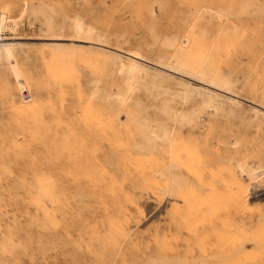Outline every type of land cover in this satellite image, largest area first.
<instances>
[{
  "label": "rangeland",
  "instance_id": "obj_1",
  "mask_svg": "<svg viewBox=\"0 0 264 264\" xmlns=\"http://www.w3.org/2000/svg\"><path fill=\"white\" fill-rule=\"evenodd\" d=\"M0 39V264H264V0H0Z\"/></svg>",
  "mask_w": 264,
  "mask_h": 264
},
{
  "label": "bare ground",
  "instance_id": "obj_2",
  "mask_svg": "<svg viewBox=\"0 0 264 264\" xmlns=\"http://www.w3.org/2000/svg\"><path fill=\"white\" fill-rule=\"evenodd\" d=\"M218 16V15H217ZM69 29L72 31V35L73 38H76V41L80 40H90V41H95L97 42V40H102L101 36L99 35V32L97 31L96 28H94L92 25L86 23L80 16L78 15H74L73 17L70 18V21H69ZM1 40V39H0ZM5 42V41H4ZM98 43H102V42H98ZM13 49H14V44H1L0 45V53L3 51L6 55V57L8 59H11L12 58V54H13ZM14 60V59H13ZM161 64H163V66H165V69L167 67H172V66H178V65H175V64H172L171 62H166V61H161ZM12 68L14 70V73L16 75V78L17 79H20L21 80V77H20V74L18 72V68L17 66L14 64L12 65ZM136 68V66L134 65H130L128 67V71L129 72H132L134 69ZM130 74V73H128ZM133 80L130 79V84H132ZM20 85H21V89H23V82H20ZM25 91V90H24ZM98 92V91H97ZM29 94V93H28ZM23 95V94H22ZM110 96H113L111 95V93L109 94ZM25 99H26V96H24ZM109 97V96H108ZM114 100L115 101H118L120 103H122V101L124 100V98L122 96H113ZM29 99H30V96H29ZM27 99V100H29ZM209 107V106H208ZM176 117V116H175ZM147 119L144 118L142 119V124L148 128L149 132L148 134H152V135H149L148 139L151 140V142L154 144V145H157L158 143V139L159 140H165V141H172V137L170 136V133L167 131V129H155L153 128L151 125L147 124ZM163 127V126H162ZM151 136V137H150ZM252 165V164H251ZM254 167V166H253ZM246 168L245 165H241V169L242 171ZM253 170V169H252ZM255 171V169H254ZM256 173V172H255ZM254 173V174H255ZM264 179V178H263ZM262 179V180H263ZM261 180V181H262ZM260 182V181H259ZM257 185H258V182H256ZM254 184V183H253ZM260 186V185H259ZM254 187V186H253ZM252 187V188H253ZM258 188V187H257ZM256 190V189H255ZM260 192V191H258ZM258 195V194H257Z\"/></svg>",
  "mask_w": 264,
  "mask_h": 264
},
{
  "label": "built area",
  "instance_id": "obj_3",
  "mask_svg": "<svg viewBox=\"0 0 264 264\" xmlns=\"http://www.w3.org/2000/svg\"><path fill=\"white\" fill-rule=\"evenodd\" d=\"M24 96H26V99H29V94H28V92H26V93L24 94Z\"/></svg>",
  "mask_w": 264,
  "mask_h": 264
}]
</instances>
